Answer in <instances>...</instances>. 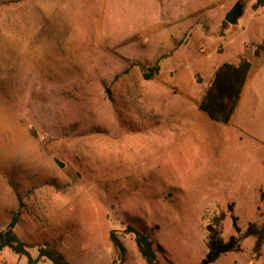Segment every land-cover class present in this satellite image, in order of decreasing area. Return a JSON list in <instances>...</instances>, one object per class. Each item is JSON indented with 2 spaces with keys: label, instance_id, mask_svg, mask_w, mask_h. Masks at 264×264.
<instances>
[{
  "label": "rangeland",
  "instance_id": "rangeland-1",
  "mask_svg": "<svg viewBox=\"0 0 264 264\" xmlns=\"http://www.w3.org/2000/svg\"><path fill=\"white\" fill-rule=\"evenodd\" d=\"M239 1L243 16L225 25ZM256 1L0 0V230L19 213L16 232L31 256L52 246L70 264H115L116 230L123 264H147L123 232L133 225L155 241L162 264H199L215 215L226 212L222 236L234 234L232 200L245 229L264 185ZM240 57L252 75L238 114L225 125L201 111L203 128L185 135L184 102L200 98L216 66ZM156 62L160 74L146 80ZM253 245L246 239L227 255L264 264ZM227 255L218 264L233 263ZM0 264L28 258L5 249Z\"/></svg>",
  "mask_w": 264,
  "mask_h": 264
},
{
  "label": "trees",
  "instance_id": "trees-1",
  "mask_svg": "<svg viewBox=\"0 0 264 264\" xmlns=\"http://www.w3.org/2000/svg\"><path fill=\"white\" fill-rule=\"evenodd\" d=\"M264 6V0H258L253 5V9ZM264 46H258L256 56H260V51ZM165 55L163 58H166ZM252 69V63L245 57L240 58L239 62L224 63L216 70L212 84L207 88L205 95L200 103V109L205 112L210 119L221 124H229L235 114V111L241 100L243 89L247 83ZM160 73V65L156 62L144 73L146 80H152ZM260 201L264 202V191L260 192ZM228 213L232 221L234 234L228 238L222 236L223 223L227 214L221 211L215 215L207 226V252L199 264H215L223 255L228 253H240L243 251V243L249 237H254L255 245L253 248V257L259 259L264 250V220L260 224L257 221L249 222L245 229L239 226V218L234 213V203L227 206ZM258 213L264 217V207L259 205ZM21 222V216L16 213L12 216L8 226L0 230V254L9 249L19 256L28 258V264H39L43 259L52 264H70L60 253L52 246H44L38 249V256L33 258L30 254V246L21 240L16 232V227ZM124 234L134 235L136 246L142 258L147 264H162L156 248L155 241L147 233L128 225L123 231ZM110 241L117 249L115 264H123L125 261L126 250L119 238L116 230H111ZM167 264H171L167 261Z\"/></svg>",
  "mask_w": 264,
  "mask_h": 264
},
{
  "label": "crops",
  "instance_id": "crops-1",
  "mask_svg": "<svg viewBox=\"0 0 264 264\" xmlns=\"http://www.w3.org/2000/svg\"><path fill=\"white\" fill-rule=\"evenodd\" d=\"M258 2V0L256 1V2H253L252 3V5H251V10L253 11V13L255 14V15H259V14H261V13H264V6H260V7H258L257 9H253V5L255 4V3H257ZM244 6H245V4H244ZM232 9V8H231ZM244 9H245V7H244ZM260 12V13H259ZM228 13V12H227ZM226 13V14H227ZM262 46V45H261ZM240 58H242V57H240ZM240 58H239V60H240ZM239 60H236L235 62H229V61H227V62H225V63H234V64H236V63H238L239 62ZM224 64V63H223ZM219 66H221V65H219ZM219 66H216L215 67V71L217 70V68L219 67ZM161 70H162V67H160V72H161ZM216 73V72H215ZM215 73L213 74V76H212V81H211V83L207 86V88L212 84V82H213V80H214V77H215ZM160 74V73H159ZM251 75H252V71L250 72V74H249V77H248V80H247V83H246V85H245V87H244V89H243V93H242V95H241V100H240V102H239V105H238V107H237V109H236V111H235V114H234V116L236 115V114H238V112L240 111L239 109H240V107H241V105L243 104V102H244V99H245V97H246V95L248 94V90H250V81H251ZM207 88L203 91V93H202V95L200 96V98H198L197 99V101L195 102V103H189V102H187V101H185L184 103H185V105H184V107H185V109H186V112H188L189 111V116L187 117L186 115L185 116H181V120H180V122H179V130L181 131V132H185V135H192V133H197V131H201V129L203 128V126H201V123H199V122H202L203 121V119H202V116L201 115H203V114H201V109H200V103H201V101H202V99H203V97H204V95H205V92H206V90H207ZM195 104V105H194ZM188 109V110H187ZM203 112V111H202ZM205 113V112H204ZM207 115V114H206ZM208 116V115H207ZM233 116V117H234ZM208 118H209V116H208ZM233 119V118H232ZM209 120H212V119H210L209 118ZM213 121V120H212ZM232 121V120H231ZM214 122H216V121H214ZM206 123V125L208 124L207 122H205ZM218 123V122H217ZM231 123V122H230ZM183 136V135H182ZM182 136H180V139H182ZM224 145V144H223ZM261 191H264V185H261L260 187H259V189L258 188H256V190H255V195H256V210H257V208H258V206H259V203H261V201H260V192ZM233 201V203H234V213H235V210H236V203H235V201L234 200H232ZM232 203V202H231ZM236 215V214H235ZM237 216V215H236ZM238 217V216H237ZM239 218V217H238ZM264 220V219H263ZM263 220H261V218H259V215L256 217V219L255 220H253V221H257V222H259V223H262L263 222ZM249 222H252V221H249ZM248 222V223H249ZM248 225V224H247ZM239 226H240V224H239ZM241 227V226H240ZM247 227V226H246ZM242 228V227H241ZM249 238H251L253 241H254V244H255V238L254 237H249ZM248 238V239H249ZM254 246V245H253ZM227 255V254H226ZM228 257H227V259L228 260H231L233 263H231V264H237V262H236V260H234V259H239V257H238V255L237 256H231V254L230 255H227ZM262 258V257H261ZM261 258H259V260H261L262 262H263V260L264 259H261ZM221 260V259H220ZM255 261V260H254ZM220 261H217L215 264H218ZM248 264H253V262H248Z\"/></svg>",
  "mask_w": 264,
  "mask_h": 264
},
{
  "label": "water",
  "instance_id": "water-1",
  "mask_svg": "<svg viewBox=\"0 0 264 264\" xmlns=\"http://www.w3.org/2000/svg\"><path fill=\"white\" fill-rule=\"evenodd\" d=\"M244 3L239 1L237 2L232 9L225 15V25H235L238 20L243 16L244 13ZM55 162L60 168L65 167V163L58 158H55Z\"/></svg>",
  "mask_w": 264,
  "mask_h": 264
}]
</instances>
